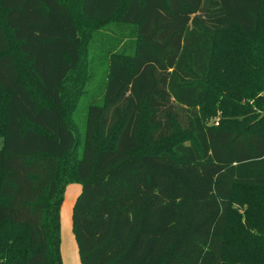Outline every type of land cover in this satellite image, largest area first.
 Instances as JSON below:
<instances>
[{
	"label": "trees",
	"instance_id": "16d2710c",
	"mask_svg": "<svg viewBox=\"0 0 264 264\" xmlns=\"http://www.w3.org/2000/svg\"><path fill=\"white\" fill-rule=\"evenodd\" d=\"M79 8L101 27L70 112L84 37L67 0H0V264H63L73 183L81 264H264V0Z\"/></svg>",
	"mask_w": 264,
	"mask_h": 264
},
{
	"label": "rangeland",
	"instance_id": "374dc122",
	"mask_svg": "<svg viewBox=\"0 0 264 264\" xmlns=\"http://www.w3.org/2000/svg\"><path fill=\"white\" fill-rule=\"evenodd\" d=\"M68 5L71 8V11L73 13V17L76 20L77 26L80 29V32L82 34V36L84 37V47L81 53V63L79 66V70L77 73H79V78L77 81V85L75 87L72 88V91L70 92V96L68 98L69 101H67L66 99V107L68 111H72L74 109V106L72 105L74 98L77 95L81 94V91L84 90V84L82 86H80L81 82L84 81L86 79V75H85V63L88 59V55H87V42L88 39L90 38L91 33L96 29V28H100L101 24L97 23L95 21H91L86 19L85 17H83L80 13V8H79V0H67ZM219 44L221 46V41H225V37L223 36L222 39H219ZM219 46V47H220ZM221 55V53H220ZM220 61H218V65H220L219 63ZM223 73V72H222ZM224 75V73H223ZM216 76H221V70L217 69L216 70ZM29 84L32 83L31 81H27ZM78 86L82 87L78 90ZM237 91L240 89V87H237ZM35 92V96L37 97V92L36 90H34ZM225 93V92H224ZM71 97V100H70ZM71 101V102H70ZM86 102V101H85ZM85 102H83L79 109L77 110L76 113V121L79 125V128L81 130V132H84V114L85 112L84 110V105ZM74 111V110H73ZM236 118L239 121H245L246 125H254L257 121L258 116L256 117H250L249 114L240 116L237 115ZM216 120V119H215ZM69 122L70 125L72 126V118H69ZM214 122V118L210 117L209 120L207 121L208 125H212V123ZM262 122H258L256 125L254 126H261ZM174 144L173 142H166V143H162L158 146H152V145H146L143 144L142 148L140 149V152L143 153H159L163 150H169L171 145ZM2 147V144L0 142V149ZM77 155V152L74 151L72 152L68 158H67V163L69 164L71 161V157L75 158ZM62 182V181H59ZM81 190V186L78 183H73V184H69L68 186H66L64 193H63V197H64V201L62 204V207L60 209V230H59V238H60V253H61V257H62V262L63 264H81L80 258H79V253H78V247H77V243L75 241L73 232H72V211H73V207L74 204L76 202V199L78 198V195L80 193ZM244 190L238 189L237 193L241 194L244 193ZM10 227H6L5 230H9ZM17 232V231H16ZM231 249H234L233 246H229ZM227 251H231L230 249H228ZM240 254H242L243 252H239ZM253 253H248V254H243L244 256H251ZM248 257V256H247ZM251 258V257H250Z\"/></svg>",
	"mask_w": 264,
	"mask_h": 264
},
{
	"label": "built area",
	"instance_id": "2783aa9c",
	"mask_svg": "<svg viewBox=\"0 0 264 264\" xmlns=\"http://www.w3.org/2000/svg\"><path fill=\"white\" fill-rule=\"evenodd\" d=\"M214 125H216V126L219 125V118H217V119L214 121Z\"/></svg>",
	"mask_w": 264,
	"mask_h": 264
},
{
	"label": "crops",
	"instance_id": "0c3cea01",
	"mask_svg": "<svg viewBox=\"0 0 264 264\" xmlns=\"http://www.w3.org/2000/svg\"><path fill=\"white\" fill-rule=\"evenodd\" d=\"M81 191V190H80ZM80 194V193H79Z\"/></svg>",
	"mask_w": 264,
	"mask_h": 264
}]
</instances>
